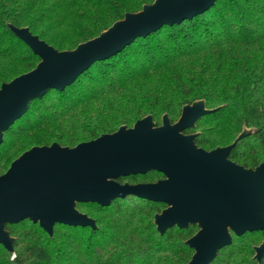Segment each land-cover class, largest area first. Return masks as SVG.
Returning a JSON list of instances; mask_svg holds the SVG:
<instances>
[{
  "label": "trees",
  "instance_id": "16d2710c",
  "mask_svg": "<svg viewBox=\"0 0 264 264\" xmlns=\"http://www.w3.org/2000/svg\"><path fill=\"white\" fill-rule=\"evenodd\" d=\"M153 0H0V85L36 66L39 57L10 29L27 27L57 50L97 36L127 12ZM203 99L213 109L184 133L205 150L225 146L244 130L228 158L247 168L264 160V0H215L207 10L134 38L94 61L60 89L33 98L2 134L0 174L32 146L72 147L145 115L170 122L183 105ZM157 170L120 176L119 184L155 182ZM166 204L123 194L107 204L77 202L94 224L55 223L48 234L25 218L6 223L12 250L0 243V264H185V242L198 227L160 232L154 216ZM264 229L232 233L210 264H264L255 247Z\"/></svg>",
  "mask_w": 264,
  "mask_h": 264
},
{
  "label": "water",
  "instance_id": "95a60500",
  "mask_svg": "<svg viewBox=\"0 0 264 264\" xmlns=\"http://www.w3.org/2000/svg\"><path fill=\"white\" fill-rule=\"evenodd\" d=\"M215 0H153L137 12H127L97 36L71 50H57L27 27L10 29L39 57L34 68L0 85V144L3 131L49 89L71 83L91 63L108 57L134 38L203 12ZM213 109L198 99L183 105L170 122L162 115L155 125L150 115L132 126L62 146H32L0 174V243L12 250L6 223L29 219L51 234L55 223L73 226L94 221L76 208L77 202L107 204L133 192L166 204L154 216L156 228L198 229L185 242L193 254L185 264H210L217 251L231 242L232 233L264 229V160L247 168L228 158L232 143L205 150L194 143L195 133H184ZM157 170L155 182L119 184L117 178ZM264 255V239L254 257Z\"/></svg>",
  "mask_w": 264,
  "mask_h": 264
},
{
  "label": "rangeland",
  "instance_id": "374dc122",
  "mask_svg": "<svg viewBox=\"0 0 264 264\" xmlns=\"http://www.w3.org/2000/svg\"><path fill=\"white\" fill-rule=\"evenodd\" d=\"M162 121V120H161Z\"/></svg>",
  "mask_w": 264,
  "mask_h": 264
}]
</instances>
